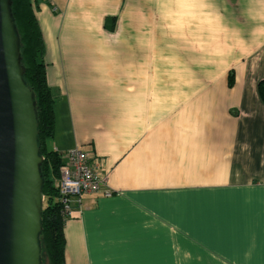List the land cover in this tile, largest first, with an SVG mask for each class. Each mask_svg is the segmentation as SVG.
Segmentation results:
<instances>
[{"label":"crops","instance_id":"crops-1","mask_svg":"<svg viewBox=\"0 0 264 264\" xmlns=\"http://www.w3.org/2000/svg\"><path fill=\"white\" fill-rule=\"evenodd\" d=\"M32 3L47 145L111 192L64 221L65 264H264V0Z\"/></svg>","mask_w":264,"mask_h":264},{"label":"water","instance_id":"water-1","mask_svg":"<svg viewBox=\"0 0 264 264\" xmlns=\"http://www.w3.org/2000/svg\"><path fill=\"white\" fill-rule=\"evenodd\" d=\"M9 5L0 0V264H40L42 157Z\"/></svg>","mask_w":264,"mask_h":264},{"label":"trees","instance_id":"trees-1","mask_svg":"<svg viewBox=\"0 0 264 264\" xmlns=\"http://www.w3.org/2000/svg\"><path fill=\"white\" fill-rule=\"evenodd\" d=\"M9 10L18 38L20 64L24 69L22 78L33 95L38 130L37 145L42 157L39 167L43 194L41 231L38 235L40 264H65L64 220L53 186L61 160L59 152L47 145L54 132V99L46 82L42 34L32 0H10ZM233 81V75L229 74L228 85L231 86ZM257 92L264 102V79L258 81Z\"/></svg>","mask_w":264,"mask_h":264},{"label":"built area","instance_id":"built-area-1","mask_svg":"<svg viewBox=\"0 0 264 264\" xmlns=\"http://www.w3.org/2000/svg\"><path fill=\"white\" fill-rule=\"evenodd\" d=\"M53 11H57L54 0H47ZM60 154L58 176L53 186L63 220L69 219L81 205V197L88 193L110 195L106 188V175L102 173L101 162L94 154L78 147Z\"/></svg>","mask_w":264,"mask_h":264}]
</instances>
